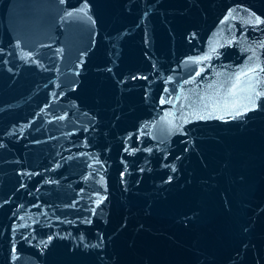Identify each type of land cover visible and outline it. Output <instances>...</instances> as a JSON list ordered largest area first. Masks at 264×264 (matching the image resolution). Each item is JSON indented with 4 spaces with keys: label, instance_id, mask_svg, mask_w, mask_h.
Segmentation results:
<instances>
[{
    "label": "water",
    "instance_id": "95a60500",
    "mask_svg": "<svg viewBox=\"0 0 264 264\" xmlns=\"http://www.w3.org/2000/svg\"><path fill=\"white\" fill-rule=\"evenodd\" d=\"M0 264H264V0H0Z\"/></svg>",
    "mask_w": 264,
    "mask_h": 264
}]
</instances>
